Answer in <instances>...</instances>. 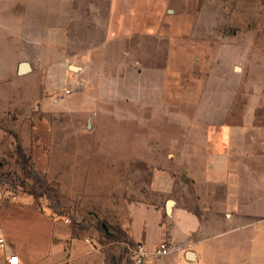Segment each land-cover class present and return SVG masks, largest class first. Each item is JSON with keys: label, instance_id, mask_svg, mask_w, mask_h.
<instances>
[{"label": "crops", "instance_id": "crops-1", "mask_svg": "<svg viewBox=\"0 0 264 264\" xmlns=\"http://www.w3.org/2000/svg\"><path fill=\"white\" fill-rule=\"evenodd\" d=\"M170 1L0 0V115L15 123L20 108L28 109L29 146L21 147L34 168L46 169L35 162L49 150L36 143L51 137L56 116L74 113L73 91L90 102H169L172 93L176 102L214 106L217 66L226 69L231 47L218 49L215 14L203 21L200 3ZM176 60L173 92L168 72ZM262 75L256 90L250 91L248 79L240 83V102L230 92L224 114L207 116L200 132L177 134L185 140L181 173L155 168L153 199L126 204L117 223L127 242L106 241L94 222L65 221L40 197L14 186L13 196L6 190L0 198V264L11 253L21 264H118L122 248L134 242L148 251L142 264H264ZM8 169L1 158L0 173ZM161 241L171 247L157 254Z\"/></svg>", "mask_w": 264, "mask_h": 264}, {"label": "rangeland", "instance_id": "rangeland-1", "mask_svg": "<svg viewBox=\"0 0 264 264\" xmlns=\"http://www.w3.org/2000/svg\"><path fill=\"white\" fill-rule=\"evenodd\" d=\"M180 2L200 3L203 21L216 15L218 49L231 47L226 69L217 66V102H212L217 108L209 107L208 102L202 107L200 102H176V94L172 93L169 102L140 104L107 99L90 102L73 91L74 113L56 116L51 137L36 143L40 149L49 150L45 160L35 162L46 167L43 170L34 168L26 155L29 165L25 168L22 163L24 158L18 148L22 151V145L29 146L25 136L29 113L22 106L20 120L15 123L0 115V157L8 163L4 177L12 188L40 197L41 204L64 214L70 222H94L106 241L127 242L117 223L126 204L153 199L149 183L155 168L169 166L181 173L180 142L185 140H178L177 134L182 129L200 132L203 128L199 123L207 116L224 114L230 92L233 102H240V83L248 79L250 91L256 90L264 72V0L170 1L172 5ZM185 13L190 15L187 21L193 19L192 12ZM183 20L186 22L185 17ZM202 29L206 28L202 27L201 32ZM216 56L218 61L224 60L223 51ZM191 63L186 61L190 69ZM176 64L177 60L168 72L173 92L177 89ZM81 108L83 111H79ZM192 120L196 124L190 123ZM16 131L22 134L21 139ZM120 253L124 259L118 264H135L127 245Z\"/></svg>", "mask_w": 264, "mask_h": 264}, {"label": "built area", "instance_id": "built-area-1", "mask_svg": "<svg viewBox=\"0 0 264 264\" xmlns=\"http://www.w3.org/2000/svg\"><path fill=\"white\" fill-rule=\"evenodd\" d=\"M66 93L70 91L69 88L64 90ZM6 190L8 191V195L13 196L14 192L8 180L0 173V198H3L6 195ZM65 221H68L69 218L67 216L64 217ZM5 244L4 237L0 234V248H3ZM127 247L132 255V258L135 264H142L145 258L147 257V249L145 248L142 242H134L127 243ZM171 245L167 241L159 242L155 248L154 252L157 254H163L169 251ZM7 264H21L18 258V255L15 253H11L6 258Z\"/></svg>", "mask_w": 264, "mask_h": 264}, {"label": "trees", "instance_id": "trees-1", "mask_svg": "<svg viewBox=\"0 0 264 264\" xmlns=\"http://www.w3.org/2000/svg\"><path fill=\"white\" fill-rule=\"evenodd\" d=\"M18 150L20 151V153H22L20 147L18 148ZM22 156H23V158H24V159H23V164H24V167L26 168L27 165H28V163H27V161H26L25 155L22 154ZM4 174H5V173L3 172L2 175L4 176Z\"/></svg>", "mask_w": 264, "mask_h": 264}, {"label": "water", "instance_id": "water-1", "mask_svg": "<svg viewBox=\"0 0 264 264\" xmlns=\"http://www.w3.org/2000/svg\"><path fill=\"white\" fill-rule=\"evenodd\" d=\"M25 66H26V62H22V63L20 64V69H21V70H24ZM102 225L105 227L104 223H102ZM187 254H188L189 256L191 255L190 252H188Z\"/></svg>", "mask_w": 264, "mask_h": 264}]
</instances>
